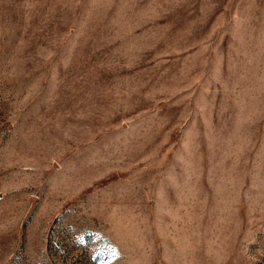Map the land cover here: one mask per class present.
I'll use <instances>...</instances> for the list:
<instances>
[{"label":"rangeland","instance_id":"374dc122","mask_svg":"<svg viewBox=\"0 0 264 264\" xmlns=\"http://www.w3.org/2000/svg\"><path fill=\"white\" fill-rule=\"evenodd\" d=\"M0 264H264V0H0Z\"/></svg>","mask_w":264,"mask_h":264}]
</instances>
